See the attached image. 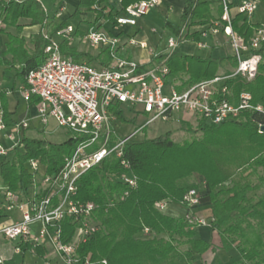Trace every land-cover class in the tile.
<instances>
[{
	"label": "trees",
	"instance_id": "obj_1",
	"mask_svg": "<svg viewBox=\"0 0 264 264\" xmlns=\"http://www.w3.org/2000/svg\"><path fill=\"white\" fill-rule=\"evenodd\" d=\"M134 1L137 0H122V4L126 6ZM237 1L232 0V5ZM57 2L61 9L64 1ZM108 2L80 0L70 17L56 21L58 11L47 15L39 0H0V14L7 23L28 18L32 25L45 24L46 31L54 34L66 28L75 16L84 20L92 13L93 19L87 22L94 25L106 16L104 10ZM214 3L218 5L221 19V0H185L180 23L175 25L166 21L164 28L177 37L187 29L185 38L193 37L199 42L200 33H189V30L193 26L214 23ZM101 4L104 5L100 10L94 7ZM232 25L236 32L249 38L259 23L236 13ZM81 34L83 32L79 30L75 33ZM31 42L32 53L22 60L18 58L24 66L22 73L26 75L46 59L48 41L44 36L38 33ZM20 43L25 45L26 42L22 38ZM260 51L264 54V44ZM61 52L76 60L88 54L70 46L68 39L62 42ZM98 56L105 66L111 62L106 48H101ZM154 59L165 60L170 69L167 80L180 83L178 89L223 73L231 76L227 83L236 97L247 90L253 94L254 104L261 102L264 105V60L256 77L245 81L230 69L238 65L232 54L202 58L173 50L152 58L150 62ZM2 112L5 124L14 126L16 122L8 119L7 110L4 108ZM260 123H264V113L245 111L241 119L222 124H202L201 135L192 132L193 136L182 143L172 140L169 134L131 141L124 153L137 177L134 188L111 177L124 170L114 156L106 157L85 172L78 180L75 200L97 204L94 218L100 229L78 246L79 264H196L197 259L204 264L203 255L217 248L227 251L236 248L241 262L264 264V132L259 131ZM183 124L184 128L192 130L189 124ZM79 142V138L72 136L54 142L24 135L14 148L13 157L0 163V182L13 191L28 194L32 174L27 161L38 158L46 166V172L55 175L63 166L64 156L71 153ZM196 173L205 180L204 194L209 197L211 218L214 219L210 228L218 234L219 245L200 238L197 228H193L185 216H172L155 207L163 200L180 203L188 190L199 189L198 183L191 181ZM145 228L155 232L156 236L142 238ZM75 229L73 219L66 217L63 242L71 240ZM179 245H186V249ZM27 247L24 246V250ZM38 252L43 255L46 250L38 247Z\"/></svg>",
	"mask_w": 264,
	"mask_h": 264
},
{
	"label": "built area",
	"instance_id": "obj_2",
	"mask_svg": "<svg viewBox=\"0 0 264 264\" xmlns=\"http://www.w3.org/2000/svg\"><path fill=\"white\" fill-rule=\"evenodd\" d=\"M39 1L44 5L43 0ZM161 2L137 0L124 6L122 0H109L104 10L106 16L90 25L81 35H75L79 29L72 24L54 34L42 29L48 41L46 59L28 71L27 85L21 87V93L27 100L37 98V118L43 131L54 120L59 127L68 128L72 132L70 137L79 138L80 142L71 153L64 156L63 166L55 175L46 172V166L40 159H29L27 166L32 177L28 194L13 191L7 184L0 182L1 210L10 217L9 221L0 222V238L16 241V253H24L26 245L32 250L49 246L66 264H79L78 246L100 229L99 222L94 218L97 204L94 201L75 200L79 178L106 157L114 156L124 170L111 177L131 188L136 187L137 177L125 157V147L151 123L168 121L180 114L184 121L194 120L212 125L244 118L245 111L264 113V105L261 102L254 104L250 91L243 90L237 97L234 95L227 83L231 77L228 74L219 73L182 89L177 88L180 83L169 82L167 77L170 69L165 60L150 61L160 54L179 50L181 43L186 40L185 35H170L165 50L153 53L147 60L122 54L131 47L148 49L147 40L138 39V34L114 33L105 29V26L111 23L118 29L135 27L139 19L147 16ZM221 2V19L214 23L215 26L202 30L201 35L207 36L210 28L215 34L222 30L229 38L233 56L238 63L232 69L233 73L245 81H251L264 60V54L260 51L264 44V22L259 23L254 33L246 38L233 29L232 20L236 13H242L252 21L261 0H238L234 6L232 0ZM103 5L94 7L100 10ZM4 24L0 14V28ZM65 39L69 40L70 46L73 42L85 45V50L106 48L111 62L107 66H98L84 59L66 56L61 52V44ZM203 46L202 42L199 43L200 48ZM78 50L82 51V48ZM123 108L133 112L134 116L143 117V122L131 134L121 137L113 121ZM262 125L264 123L259 124L260 132H263L260 129ZM29 127L28 119L11 126L7 137L14 143L9 147L0 140V157L8 158ZM6 129L8 126L1 111L0 134ZM201 197V191L192 188L180 202L185 208L184 216L193 228L211 227L214 221L213 218L206 219L196 214L195 208L200 205ZM170 204L168 200H163L157 202L155 207L166 212ZM68 216L73 219L76 229L71 240L65 243L62 239L63 221ZM143 232L149 234L151 230L145 228ZM0 264H6L4 256H0ZM15 264L26 263L23 260ZM45 264L51 262L46 261Z\"/></svg>",
	"mask_w": 264,
	"mask_h": 264
},
{
	"label": "crops",
	"instance_id": "obj_3",
	"mask_svg": "<svg viewBox=\"0 0 264 264\" xmlns=\"http://www.w3.org/2000/svg\"><path fill=\"white\" fill-rule=\"evenodd\" d=\"M57 1L58 0L56 1L43 0V3L45 5L47 15L52 14L54 11L57 10L58 12L56 14V21H62L61 19L63 16L64 9L66 10L67 0L64 1V6L61 9H59V5L56 4L58 3ZM75 1L76 0H72V3L75 4ZM46 2L49 3L50 7L54 8V10L52 9L49 10V8L46 5ZM262 4H263V8H262L263 11L260 12V14L264 18V0H261L258 10L260 9V7H262L261 6ZM184 6H185V0H162V2L156 8L154 13L159 14L161 17L163 16L167 18L169 17L172 11L176 10V12H178V14L181 15ZM257 11L252 19V22H255L254 20L257 17L256 15ZM149 14H151V12ZM214 16H215V20H214L215 23L219 19V13L214 14ZM214 23H207L205 25L193 26L196 28L195 31H198L200 33V41L198 42L193 37H189L188 39L184 40L186 41V43H188L187 47L183 49L182 47L183 44L181 43L179 50L186 54L196 55V51L200 49L199 43H201L203 38L205 37L206 39L210 38V41L213 45L211 47L212 55H214L216 52L220 54L218 56H222V55L225 56L227 54L233 55V52H231L232 49L230 51L227 48L229 44L227 45L225 41L226 38L228 37L223 34L222 30H220V32L215 34L211 31L210 28V31L207 30L208 31L207 36L201 35V31H202V29H200L201 27L206 29L208 27L215 26ZM43 28H45L43 25H32L30 23V19L28 18H20L17 21V23L5 22L4 26L0 28V112L3 111V109L5 108L8 113L7 114L8 119L16 123L21 120L28 119L30 123V127L24 131V134L27 136H30L28 135L30 131H35L36 134H38L40 131H43V127L39 119L37 118V98L34 97L30 100H27L23 97L21 93V87L27 85V81H26L27 75L22 73L24 66L23 63H20V61H18V58L22 60L23 57H25V55L32 53L33 44L31 40L38 33L42 34ZM108 30H112L114 33L127 32L130 34H138V35L141 32L139 26V20L137 26L135 27H124L120 29L115 28L113 24L108 23ZM190 30L189 33L195 32ZM22 38L26 42L25 45H21L20 43V39ZM74 46L78 47L77 44H75ZM207 47L208 46L206 43L205 47L203 48H207ZM203 48L201 47V49ZM82 51H85L88 54L82 56L80 59H84L98 66L103 65L101 63V57L98 56L101 52V48L100 49L92 48V50L91 49L85 50L82 48ZM138 51L141 53L140 55L138 54ZM122 54L130 58H136V59L139 58L143 59V57L144 58L147 57L145 56L147 55L145 50L140 49L138 47L128 48V50L123 52ZM230 69L233 68L230 67ZM38 124L40 126H38ZM10 128L11 126H8V129H6L0 134V140L4 141V144H6L7 146H10L14 143L13 140L7 137V134L11 130ZM30 134L32 135L31 137L35 136V134L34 135L32 133ZM13 153L14 151L11 150L7 159H11L13 157ZM3 160L4 158L0 157V163ZM170 205H173V210L175 211L176 214L175 213L169 214L167 213L166 210L167 214L176 217H181L185 215V209L181 204L173 202ZM195 211L196 214L201 217L211 218L212 210H211V202L209 200V197H207L204 194L200 205L195 208ZM7 215H8L7 213L6 214L3 213V215L0 217V222L9 221L10 217ZM201 227H207L210 229L211 237L209 239V242L212 241L214 245H218L217 243L214 242V240H212L214 238L213 235L215 231L212 230L209 226H200L198 228ZM197 235L200 237L198 231H197ZM204 239L207 240L206 238ZM16 244H17L16 241L10 242L4 240L3 238H0V256H4L6 258V264H15L23 260L25 261L26 264H45L46 261L51 262V264H59L58 262L59 256H57V254L54 253L49 246L42 247L45 248L46 250V253L42 255L41 253L38 252V248L36 250H32L30 247H27L24 253H16L14 251V246ZM52 254L53 256L51 258L50 256ZM49 259H51L52 261H50ZM204 259L208 261L207 264H248L247 262L240 261V255L236 248H232L228 251L221 248H217L216 250L210 249L205 254Z\"/></svg>",
	"mask_w": 264,
	"mask_h": 264
},
{
	"label": "rangeland",
	"instance_id": "obj_4",
	"mask_svg": "<svg viewBox=\"0 0 264 264\" xmlns=\"http://www.w3.org/2000/svg\"><path fill=\"white\" fill-rule=\"evenodd\" d=\"M79 1L80 0H76L75 4L72 3V0L66 1V10L64 9L63 16H62L61 20H64V19L70 17V15L75 11ZM56 4L58 5V3H56ZM46 5L49 8V10H51V9L54 10V8L50 7L49 3L46 2ZM213 6H214L213 14H218L219 12H218L217 3H214ZM261 6L262 7H260V9L257 11V14H256L257 17L254 20L257 23H262V21L264 22V18L260 14V12L263 11L262 10L263 4ZM155 10H156V8L151 11V14H148L144 18L139 19V26H140L141 32L137 37H138V39L147 40V42H148V49H144L146 54H147L145 56H147V57H145L146 58L145 59L142 56L143 57L142 60H147L148 58H151L153 56V53H155V52H162L165 50V47H166L165 43H166L167 39L169 38V36L172 35V33L170 32L169 29H164L166 21H169L175 25L180 23V17H179L180 14H178V12H176V10L172 11L170 13L169 17H167V18H165L163 16L161 17L159 14H155L154 13ZM92 19H93V14L90 13V14H88L86 19H84V20L81 18V16H75V17L71 18V20H69V23L72 24L75 28H78L79 31L83 32L87 28H89V26H90V23H88L87 21L92 20ZM105 29L108 30V24L105 26ZM136 29H134V30H136ZM200 29L203 30L204 28L201 27ZM195 30H196V28L193 27V28H191L190 31H195ZM208 30L210 31V29H208ZM186 32H187V30L184 31V34L182 35V37L186 34ZM202 42H203V45H206V43H207L208 47L203 48V47H205V46H203L202 47L203 49H201V48L198 49L196 51L197 56H200L202 58H207L210 56L216 57V56L220 55L218 52H216L214 55L211 54V47L213 45L210 41V38L206 39L204 37ZM225 42L227 45L229 44V46L227 48L231 51L229 38H226ZM75 44H76V42H73V43H71V46H74ZM182 44H183L182 45L183 49L185 47H187V45H188V43H186V41H183ZM78 48L87 49V47L85 45H82V44H78ZM91 50H92V48H91ZM183 51H185V50H183ZM138 54L140 55L141 53L138 51ZM218 57H224V55L218 56ZM142 122H143V117H141L139 115L134 116L133 112H130V110H128L127 108H123V111L119 112L117 114V118H115V120L113 121L115 128H116V132L121 137L131 134L133 131H135L141 125ZM183 122H186L187 124H189L191 126L192 130L190 131V130H187L186 128H184L185 125L183 124ZM38 126H40V125L38 124ZM201 127H202V124H200L194 120H192L190 122L184 121V119L180 116V114H177L174 119H171L168 121L158 120V121L151 123L140 134H138V137L136 138V140L142 141L145 138H153V137H158V136H162L165 134H169V136L172 140H174L175 142L182 143V142H184V140L190 139L193 136L192 132L196 133L197 135H201L202 134L201 133ZM30 133H32L33 135L35 134L34 137L44 138L45 140H50V141H54V142L63 141L65 139H67L68 137H70V135L72 134V132L68 128L59 127L54 120L50 121L49 126L46 128V131H40L38 134H36L35 131H30ZM30 133H28V135L32 136ZM2 142L4 143V141H2ZM191 181L198 183L199 189L201 190V195L203 197L204 193H205V190H204L205 189L204 188V186H205L204 181L205 180H204V178L201 175L196 173L191 178ZM202 197H201V200H202ZM1 209H2V207H1V201H0V214H1L0 217L3 215V211ZM164 213H166V212H164ZM167 213H169V214L175 213V211L173 210V205L168 206ZM204 218H206V217H204ZM206 219H209V218H206ZM197 231H198L201 238H203V239L206 238L209 241V239L211 237V231L209 228L201 227V228H197ZM154 236H156V234H155V232H152V231L149 234L141 233L142 238H153ZM213 237L214 238L212 240H214V242L219 245L220 244V238H219L218 234L216 233V231L214 232ZM179 247L183 250L186 249V245H179ZM52 256H53V254L50 257L52 258ZM57 256H59V255H57ZM204 258H205V254L203 255V259ZM49 260L52 261L51 259H49ZM58 262H59V264H66L60 257H59ZM199 262H200V259H197L196 264H200ZM203 262H204V264H207L208 261L204 259Z\"/></svg>",
	"mask_w": 264,
	"mask_h": 264
},
{
	"label": "water",
	"instance_id": "obj_5",
	"mask_svg": "<svg viewBox=\"0 0 264 264\" xmlns=\"http://www.w3.org/2000/svg\"><path fill=\"white\" fill-rule=\"evenodd\" d=\"M260 129L264 132V125H262V126L260 127Z\"/></svg>",
	"mask_w": 264,
	"mask_h": 264
}]
</instances>
